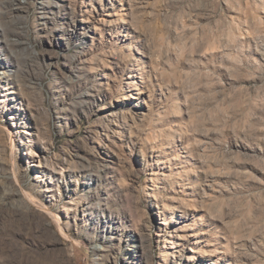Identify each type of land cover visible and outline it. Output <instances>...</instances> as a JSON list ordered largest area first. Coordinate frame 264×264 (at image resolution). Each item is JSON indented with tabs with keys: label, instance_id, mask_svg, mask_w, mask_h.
Here are the masks:
<instances>
[{
	"label": "rangeland",
	"instance_id": "1",
	"mask_svg": "<svg viewBox=\"0 0 264 264\" xmlns=\"http://www.w3.org/2000/svg\"><path fill=\"white\" fill-rule=\"evenodd\" d=\"M0 264H264V0H0Z\"/></svg>",
	"mask_w": 264,
	"mask_h": 264
}]
</instances>
